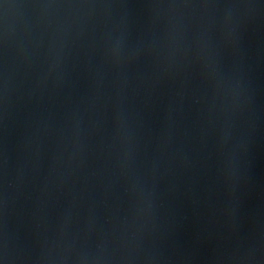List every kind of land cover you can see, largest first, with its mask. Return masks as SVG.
<instances>
[{"label":"water","instance_id":"95a60500","mask_svg":"<svg viewBox=\"0 0 264 264\" xmlns=\"http://www.w3.org/2000/svg\"><path fill=\"white\" fill-rule=\"evenodd\" d=\"M0 264H264V0H0Z\"/></svg>","mask_w":264,"mask_h":264}]
</instances>
